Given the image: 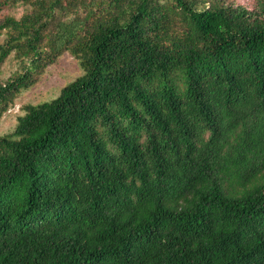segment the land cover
<instances>
[{"label":"trees","instance_id":"1","mask_svg":"<svg viewBox=\"0 0 264 264\" xmlns=\"http://www.w3.org/2000/svg\"><path fill=\"white\" fill-rule=\"evenodd\" d=\"M0 0V264H264V0Z\"/></svg>","mask_w":264,"mask_h":264},{"label":"rangeland","instance_id":"2","mask_svg":"<svg viewBox=\"0 0 264 264\" xmlns=\"http://www.w3.org/2000/svg\"><path fill=\"white\" fill-rule=\"evenodd\" d=\"M242 4L251 3L249 0H237ZM25 7L16 6L14 8L4 10L1 16L12 15L20 18L25 11ZM4 40V36L0 37V43ZM18 69V62L10 56L8 60L0 67V82H4ZM83 71L78 62L68 53H64L55 64L49 66L39 81L27 90L22 91L14 104L0 118V135L10 134L16 124L18 117L23 114L21 108L27 104H40L50 101L58 96L60 90L68 83L74 81L82 75Z\"/></svg>","mask_w":264,"mask_h":264}]
</instances>
